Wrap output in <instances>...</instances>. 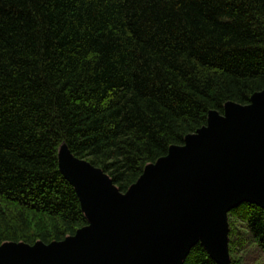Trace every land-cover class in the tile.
Instances as JSON below:
<instances>
[{
  "label": "trees",
  "instance_id": "16d2710c",
  "mask_svg": "<svg viewBox=\"0 0 264 264\" xmlns=\"http://www.w3.org/2000/svg\"><path fill=\"white\" fill-rule=\"evenodd\" d=\"M264 90V0H0V247L88 225L59 148L125 193L228 102ZM229 264L264 208L227 212ZM183 264H220L197 242Z\"/></svg>",
  "mask_w": 264,
  "mask_h": 264
},
{
  "label": "water",
  "instance_id": "95a60500",
  "mask_svg": "<svg viewBox=\"0 0 264 264\" xmlns=\"http://www.w3.org/2000/svg\"><path fill=\"white\" fill-rule=\"evenodd\" d=\"M184 143L148 164L125 193L61 145L60 169L88 225L50 244L5 243L0 264H183L197 242L229 264L227 212L245 201L264 208V90L248 105L211 111Z\"/></svg>",
  "mask_w": 264,
  "mask_h": 264
},
{
  "label": "rangeland",
  "instance_id": "374dc122",
  "mask_svg": "<svg viewBox=\"0 0 264 264\" xmlns=\"http://www.w3.org/2000/svg\"><path fill=\"white\" fill-rule=\"evenodd\" d=\"M60 149V148H59ZM228 223V218H227ZM229 229V225H228ZM242 254L244 256V260L246 264H264V255L263 253L256 247H254L247 240L245 241V245L242 248Z\"/></svg>",
  "mask_w": 264,
  "mask_h": 264
},
{
  "label": "bare ground",
  "instance_id": "6f19581e",
  "mask_svg": "<svg viewBox=\"0 0 264 264\" xmlns=\"http://www.w3.org/2000/svg\"><path fill=\"white\" fill-rule=\"evenodd\" d=\"M211 115H212V113H211ZM63 147L64 146H62L60 149H59V152L61 153V151H62V149H63ZM72 158V156L69 154L68 156H67V159H71ZM62 170V169H61ZM63 173L65 174V168L63 167ZM66 175V174H65Z\"/></svg>",
  "mask_w": 264,
  "mask_h": 264
}]
</instances>
